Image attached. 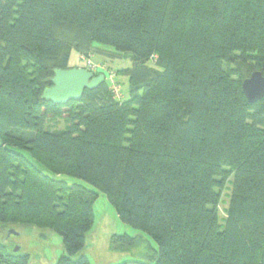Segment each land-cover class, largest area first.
Wrapping results in <instances>:
<instances>
[{
  "label": "trees",
  "instance_id": "16d2710c",
  "mask_svg": "<svg viewBox=\"0 0 264 264\" xmlns=\"http://www.w3.org/2000/svg\"><path fill=\"white\" fill-rule=\"evenodd\" d=\"M74 52L129 55L127 96L104 81L44 101ZM256 71L264 0H0V226L49 229L55 264H91L80 252L101 194L157 245L113 235L111 251L144 245L151 261L120 264H264V98L241 87ZM27 258L0 243V264Z\"/></svg>",
  "mask_w": 264,
  "mask_h": 264
},
{
  "label": "rangeland",
  "instance_id": "374dc122",
  "mask_svg": "<svg viewBox=\"0 0 264 264\" xmlns=\"http://www.w3.org/2000/svg\"><path fill=\"white\" fill-rule=\"evenodd\" d=\"M93 56V55H92ZM80 55L73 53L71 57V66L81 68L79 63ZM94 63L105 65L109 72L114 74L115 85L121 93L122 99L127 96V79L117 76L116 71L131 67L129 55H124L123 59L103 60L95 55L92 57ZM103 63V64H102ZM66 127L63 120L49 123L51 131H61ZM70 183L77 182L74 178H66ZM83 185V182L78 181ZM87 186V185H86ZM230 195L229 184L222 191L220 202L218 204V215L220 224L226 218ZM94 225L85 238L84 248L80 254L85 255L91 264H120L122 262H144L151 263L144 253V245L129 252H114L110 250V239L113 235H127L129 237H141L151 251L157 250V245L146 234L133 229L122 223L113 207L107 201L105 196L99 195L94 205ZM13 230L17 235H8V231ZM0 243L3 244L10 254L15 249V254L27 256V264H55L63 255L62 238L49 229L39 228L37 226H0ZM153 254L152 252H150Z\"/></svg>",
  "mask_w": 264,
  "mask_h": 264
},
{
  "label": "water",
  "instance_id": "95a60500",
  "mask_svg": "<svg viewBox=\"0 0 264 264\" xmlns=\"http://www.w3.org/2000/svg\"><path fill=\"white\" fill-rule=\"evenodd\" d=\"M104 83V76H94L84 68L56 69L53 72L51 86L46 88L41 98L57 105L70 101H79L85 90H93ZM242 92L249 104L264 98V77L260 72H253L242 83ZM8 235H17L13 230ZM18 249L14 250L17 253Z\"/></svg>",
  "mask_w": 264,
  "mask_h": 264
},
{
  "label": "built area",
  "instance_id": "2783aa9c",
  "mask_svg": "<svg viewBox=\"0 0 264 264\" xmlns=\"http://www.w3.org/2000/svg\"><path fill=\"white\" fill-rule=\"evenodd\" d=\"M79 63L81 68H84L87 71L91 72L94 76L103 75L104 81H106L107 84L110 85V87L114 92L115 97L120 99L121 96L119 94L117 86L115 85L114 74L109 72L106 66L94 63L92 60V56L90 55L89 56L80 55Z\"/></svg>",
  "mask_w": 264,
  "mask_h": 264
},
{
  "label": "crops",
  "instance_id": "0c3cea01",
  "mask_svg": "<svg viewBox=\"0 0 264 264\" xmlns=\"http://www.w3.org/2000/svg\"><path fill=\"white\" fill-rule=\"evenodd\" d=\"M73 56V53L71 54V57ZM71 57H70V61H69V66H70V68H73L72 66H71ZM76 68V67H75Z\"/></svg>",
  "mask_w": 264,
  "mask_h": 264
}]
</instances>
